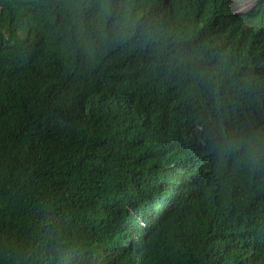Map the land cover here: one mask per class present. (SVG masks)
<instances>
[{
	"label": "trees",
	"instance_id": "16d2710c",
	"mask_svg": "<svg viewBox=\"0 0 264 264\" xmlns=\"http://www.w3.org/2000/svg\"><path fill=\"white\" fill-rule=\"evenodd\" d=\"M0 264H264V0H0Z\"/></svg>",
	"mask_w": 264,
	"mask_h": 264
},
{
	"label": "rangeland",
	"instance_id": "374dc122",
	"mask_svg": "<svg viewBox=\"0 0 264 264\" xmlns=\"http://www.w3.org/2000/svg\"><path fill=\"white\" fill-rule=\"evenodd\" d=\"M254 0H232L233 9L236 11H243L250 8Z\"/></svg>",
	"mask_w": 264,
	"mask_h": 264
}]
</instances>
